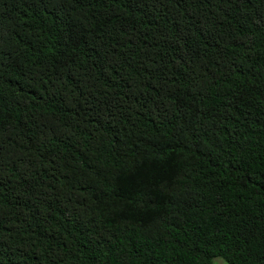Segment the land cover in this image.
Instances as JSON below:
<instances>
[{
    "label": "trees",
    "instance_id": "1",
    "mask_svg": "<svg viewBox=\"0 0 264 264\" xmlns=\"http://www.w3.org/2000/svg\"><path fill=\"white\" fill-rule=\"evenodd\" d=\"M264 264V0H0V264Z\"/></svg>",
    "mask_w": 264,
    "mask_h": 264
},
{
    "label": "rangeland",
    "instance_id": "2",
    "mask_svg": "<svg viewBox=\"0 0 264 264\" xmlns=\"http://www.w3.org/2000/svg\"><path fill=\"white\" fill-rule=\"evenodd\" d=\"M213 264H228V263H226L225 261H223V260L220 259V258H215V259L213 260Z\"/></svg>",
    "mask_w": 264,
    "mask_h": 264
}]
</instances>
